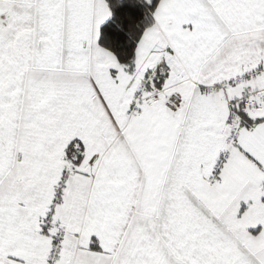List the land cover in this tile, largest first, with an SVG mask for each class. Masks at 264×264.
Returning <instances> with one entry per match:
<instances>
[{"label":"snow or ice","instance_id":"6c2138e0","mask_svg":"<svg viewBox=\"0 0 264 264\" xmlns=\"http://www.w3.org/2000/svg\"><path fill=\"white\" fill-rule=\"evenodd\" d=\"M0 264H264V0H0Z\"/></svg>","mask_w":264,"mask_h":264}]
</instances>
